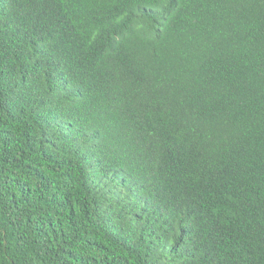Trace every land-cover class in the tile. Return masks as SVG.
Masks as SVG:
<instances>
[{
  "label": "trees",
  "instance_id": "trees-1",
  "mask_svg": "<svg viewBox=\"0 0 264 264\" xmlns=\"http://www.w3.org/2000/svg\"><path fill=\"white\" fill-rule=\"evenodd\" d=\"M0 264H264V0H0Z\"/></svg>",
  "mask_w": 264,
  "mask_h": 264
}]
</instances>
